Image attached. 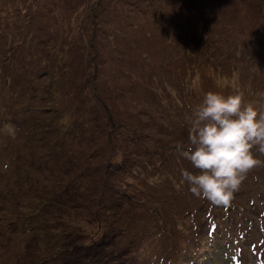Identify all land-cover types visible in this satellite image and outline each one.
Here are the masks:
<instances>
[{
    "label": "rangeland",
    "instance_id": "obj_1",
    "mask_svg": "<svg viewBox=\"0 0 264 264\" xmlns=\"http://www.w3.org/2000/svg\"><path fill=\"white\" fill-rule=\"evenodd\" d=\"M236 91L264 112V0H0V264H264V153L227 205L182 178Z\"/></svg>",
    "mask_w": 264,
    "mask_h": 264
},
{
    "label": "clouds",
    "instance_id": "obj_2",
    "mask_svg": "<svg viewBox=\"0 0 264 264\" xmlns=\"http://www.w3.org/2000/svg\"><path fill=\"white\" fill-rule=\"evenodd\" d=\"M189 147L178 149L196 173L182 178L196 197L227 205L249 170L261 164L252 151L264 153V112L244 102V94L207 92L189 119Z\"/></svg>",
    "mask_w": 264,
    "mask_h": 264
},
{
    "label": "trees",
    "instance_id": "obj_3",
    "mask_svg": "<svg viewBox=\"0 0 264 264\" xmlns=\"http://www.w3.org/2000/svg\"><path fill=\"white\" fill-rule=\"evenodd\" d=\"M51 94H54V93H51ZM53 107V109H47V110H44L46 113H48V112H50V114H52V116H56V115H59V117H61L60 119H62V116H63V118L65 117V113L63 114V112L59 109V108H56V106L55 105H52ZM63 121V120H62ZM64 122V121H63ZM55 130H52L54 133L55 132H59V131H64V132H67V129L66 128H64V127H62V128H59V127H57V125H53L52 126ZM40 128V127H39ZM44 129H46V128H40V129H37L38 131H44ZM50 129V128H49ZM35 131H36V128L34 129ZM57 130V131H56ZM27 132H29V131H27ZM37 133V132H36ZM65 140V139H64ZM56 142L57 143H53L50 139L46 142V145H48V146H50L51 144H62L61 142H62V140H59V139H56ZM68 143H70V142H68ZM71 144V143H70ZM68 150H70L69 149V146L68 145H66L65 147H63V152H67ZM72 153V152H71ZM65 154V153H64ZM42 199L44 200V198L42 197ZM40 206H42V205H40ZM104 233L102 234V237H104L105 236V231H103Z\"/></svg>",
    "mask_w": 264,
    "mask_h": 264
}]
</instances>
